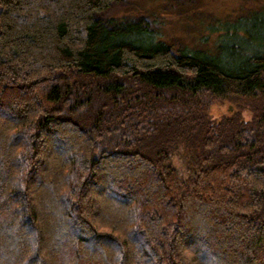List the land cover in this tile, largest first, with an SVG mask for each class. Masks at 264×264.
<instances>
[{
	"label": "trees",
	"instance_id": "1",
	"mask_svg": "<svg viewBox=\"0 0 264 264\" xmlns=\"http://www.w3.org/2000/svg\"><path fill=\"white\" fill-rule=\"evenodd\" d=\"M115 1L0 0V264H264V6L175 49Z\"/></svg>",
	"mask_w": 264,
	"mask_h": 264
},
{
	"label": "rangeland",
	"instance_id": "2",
	"mask_svg": "<svg viewBox=\"0 0 264 264\" xmlns=\"http://www.w3.org/2000/svg\"><path fill=\"white\" fill-rule=\"evenodd\" d=\"M264 6V0H118L98 16H147L155 22L160 36L175 49L185 46L207 47L213 44L217 33L226 21H233L253 9ZM215 115L223 113L212 107ZM179 172L186 176L185 164L175 157Z\"/></svg>",
	"mask_w": 264,
	"mask_h": 264
}]
</instances>
